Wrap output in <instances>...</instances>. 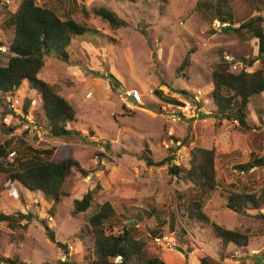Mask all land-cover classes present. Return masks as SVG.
<instances>
[{
    "label": "rangeland",
    "instance_id": "rangeland-1",
    "mask_svg": "<svg viewBox=\"0 0 264 264\" xmlns=\"http://www.w3.org/2000/svg\"><path fill=\"white\" fill-rule=\"evenodd\" d=\"M74 1L77 3L75 7L70 6L73 0H48L46 6L62 19L71 16L99 31L101 36L94 37L97 44L82 38L74 40L68 49L70 62L47 56L38 78L56 85L60 95L72 105L77 120L68 129L79 134L69 138H50L42 120L35 116L37 112L43 114L42 97L25 84L20 91L0 99V145L12 139L13 151L18 152L19 141L24 137L23 140L33 148H54L53 160L76 159L88 171V177L83 178L75 170V175L64 188L68 197L57 204L55 215H52L53 202L19 184H9L0 173V214L18 219L12 228L8 222H0V257L5 259L0 260V264H8V259L17 264H85L86 256L92 255V240L88 238L85 243H74L73 237L78 235L96 208L105 202L111 203L119 215L127 218V223L135 222L129 217L131 215L142 217L149 228L158 224L157 215L166 222L161 230L164 242L168 243L159 244L156 239L148 243L149 251L160 256L166 264H199L202 255L209 256L216 263L222 262L221 242L213 236L209 225L191 222L185 235L182 222L178 220L175 232L169 231L171 215L180 218L182 213L177 190L188 186L172 178L167 166L147 167L139 155L148 145L155 161L175 154L176 164L187 165L189 151L194 146L215 149L220 187L228 188L231 184L263 187L264 168L252 169L242 175L236 166L264 154V93L252 97L247 106L249 130L240 129L239 123L234 121L225 120L219 125L212 116L216 107L211 95L215 66L222 58L227 62L257 58V41L224 33V27L230 23L219 22L221 26L218 28L215 22L212 25L204 22L198 13L193 12L198 0H138L136 4L117 0ZM230 1V9L228 5L223 7V17L232 22L234 28L251 18L264 17V8L261 12L256 9L264 0ZM19 3L20 0H0L2 65L7 60L4 53L11 37V31L6 32L2 26L4 14L6 11L15 12ZM101 7L114 12L126 25L113 30L93 14L94 8ZM191 49L196 51L191 55L192 66L186 78L178 70ZM260 66L261 61L248 72ZM229 70L232 73L231 68ZM110 74L119 83L118 88L115 82L108 84L111 79L102 78ZM157 89L180 101L198 97L203 116L189 117L193 114L190 113L187 119L193 120L172 122L170 114L175 113V106L157 99L153 94ZM128 90L140 91L141 103L133 104L124 99L123 93ZM9 99L15 102L18 112L11 109ZM27 101L29 115L26 116L22 110ZM240 106L241 103L237 102L233 111ZM6 117H11L9 125L4 121ZM189 127L194 142L186 147L183 143ZM107 142L110 149L106 154ZM99 154L107 155L111 160ZM226 155L229 157L224 158ZM97 185L101 188L94 196L92 207L73 218L74 200L82 199ZM128 200L133 201L132 206L128 205ZM224 204L223 195L217 193L205 207V213L212 221L229 229L259 234L251 239L249 250L255 249L260 255L264 245V220L259 213L264 215V209L236 214ZM152 211L155 215L149 217L147 214ZM22 215H31L32 218L20 220ZM45 224L68 250L48 240ZM110 224H106L109 232H122L124 225ZM23 225L27 228L24 229ZM172 242L175 245L167 246ZM232 249L229 246L227 252ZM224 255H227L226 251ZM254 260L253 257L248 262L254 264Z\"/></svg>",
    "mask_w": 264,
    "mask_h": 264
},
{
    "label": "trees",
    "instance_id": "trees-1",
    "mask_svg": "<svg viewBox=\"0 0 264 264\" xmlns=\"http://www.w3.org/2000/svg\"><path fill=\"white\" fill-rule=\"evenodd\" d=\"M65 2V0H63ZM136 4L138 0H117ZM48 0H20L19 7L15 12L6 11L2 26L6 32L11 31L9 47L4 53L6 63L0 64V96L7 98L9 94L23 89L28 84L30 89L37 92L42 97L43 114L37 112L35 116L42 120L43 128L47 135L53 139L69 138L77 135L76 131L68 129V126L76 122V111L72 105L60 95L59 88L56 85L46 83L38 78V75L46 65V57L54 56L60 61L70 62L68 49L76 39L82 38L89 43L97 44L95 36L99 31L93 30L83 22L67 17L62 19L55 11L46 5ZM232 1L216 0L215 3L210 0H198L193 12L198 13L201 18L209 25L215 20L230 23L225 27L223 32L226 34H236L240 38L256 40L258 45V57L255 59H241L245 66H253L258 59L261 61L260 68L254 72L241 71L238 74L230 72L232 62H227L224 58L215 66L212 71V102L216 109L213 118L218 121L219 125L223 121H237L240 129L249 130L250 125L247 122L248 104L254 96L264 93V17H254L234 28L233 23L223 17V7L230 9ZM77 3L73 0V6ZM83 8V7H82ZM264 8L262 5L256 6L261 12ZM86 14V9L83 10ZM93 14L107 23L113 30H119L126 24L114 12L106 8H94ZM81 40V39H80ZM196 49L186 56L181 64L178 73L183 72L186 78L192 66L191 55ZM0 55H2L0 53ZM238 62L237 60L234 61ZM96 76H100L96 74ZM104 79H111L110 83L116 81L115 77L110 74L103 75ZM154 96L160 101L183 107L184 102L174 97L164 94L157 89L153 92ZM237 102L241 106L237 111H233ZM134 104H137L134 102ZM23 113L29 115V101L24 104ZM179 116L184 121L187 119L183 114ZM200 116L203 114L200 113ZM211 116V115H210ZM188 128V136L184 140V146L189 147L194 142V135ZM27 135V132H25ZM24 139V137H23ZM23 139H20L16 152L17 157L13 162H7L8 155L13 151L12 139L0 145V173L5 176L11 185L19 184L25 190L32 193H40L49 202H53L51 214L55 215L57 204L63 198L68 197V192L64 191L66 183L78 171L83 178L88 177V171L83 169L80 163L72 158L54 159L55 149H36L28 145ZM106 154L110 149V143H106ZM175 150V151H174ZM176 152V149H171ZM235 154H239L236 152ZM100 157L108 158L107 155L99 154ZM228 158L229 156H223ZM141 161L149 168H162L167 166L168 174L176 179L179 183L186 184L188 187L183 190H177V199L180 202L179 207L182 213L180 218L175 214L171 215L169 222V231L175 232L178 220L182 222L183 234H188L187 228L191 222L209 225L213 236L220 240L222 260L231 256V253L241 250L243 253L249 251V243L253 237L259 234H250L248 232L229 229L223 225L212 221L205 213V207L214 198L217 193L223 195L225 200L224 207L241 214L243 211H261L264 209V186L260 188H251L248 185L242 187L231 184L228 188L220 187L217 179L216 160L217 154L215 149H207L201 146H194L189 151L188 164H176V155L168 156L164 159L155 161L153 153L148 145H145L139 155ZM4 160V162H3ZM264 168V154L261 157H254L246 164H239L236 169L241 170L244 175L252 169ZM100 186L96 189L89 190L82 199L73 202V218L79 214L87 212L93 204L94 196L100 191ZM132 206L133 201H127ZM184 211V212H183ZM149 217L155 215V212L147 214ZM32 218L31 215L27 216ZM25 215L20 216V220H26ZM130 218L135 220L134 223H127L123 215H119L111 203L105 202L99 205L95 212L90 216L81 231L73 237L74 243H85L88 238L92 240V255L86 256L85 264H166L164 260L149 251L148 243L163 237V228L165 221L157 215L158 224L149 228L148 222L142 217L131 215ZM259 217L264 220V215L259 213ZM18 220V219H17ZM13 215L0 214V222H8L12 228L18 222ZM30 220V219H29ZM160 221V227H158ZM119 223L124 225L122 232L114 234L109 232L106 224ZM140 223V225H139ZM23 228L27 227L23 225ZM48 240L59 247H64L58 242L55 233L45 224ZM264 235V234H263ZM233 249L227 252L228 247ZM68 250V247L65 246ZM225 251L227 255L225 256ZM263 256V255H262ZM262 256L255 258L256 264H260ZM120 258L121 262L116 263ZM253 257H249L251 259ZM0 260H5L0 257ZM8 264H17L13 259L6 260ZM223 262V261H222ZM216 263L209 256L202 255L199 258V264H223ZM69 264V263H63ZM78 264V263H71Z\"/></svg>",
    "mask_w": 264,
    "mask_h": 264
},
{
    "label": "built area",
    "instance_id": "built-area-1",
    "mask_svg": "<svg viewBox=\"0 0 264 264\" xmlns=\"http://www.w3.org/2000/svg\"><path fill=\"white\" fill-rule=\"evenodd\" d=\"M216 23V27L220 28L221 24L219 23L220 21L218 20H215L214 21ZM227 27H228V24H227ZM225 28V27H224ZM2 50V49H1ZM229 60V59H228ZM235 60H231L229 62H232L233 64L231 65V70H232V73H240L241 71H246L248 72L251 68L258 66V64H260V61L257 60L253 66H245L243 62L241 61H238V62H235ZM254 72V71H252ZM8 98H11V97H8ZM123 98L124 99H127V100H130L132 103L136 102V103H141V99H142V95H141V92L138 91V90H128V91H125L123 93ZM9 102L11 103L10 107L11 109H13L15 112H18L19 111V108L15 105V102H13L11 99H9ZM184 102V106L183 107H175V113H171L170 114V117L171 118V121L174 122V123H180V122H185L183 119H181V117L179 116V113L183 114L186 118H188L187 115H189L190 113H193V114H190L189 117H193V116H197L198 114L200 115V112L202 109L200 107V104L201 102H199V98H195V100H191V101H183ZM23 112V110H22ZM198 115V116H199ZM12 117V116H11ZM11 117L10 118H4V121L5 123H7L8 125L10 124L11 122ZM234 122H237V121H234ZM262 129L264 130V124L262 126ZM17 157L16 155V152L13 151L11 152L8 157H7V162H13V160ZM4 162V160H3ZM52 219V218H51ZM50 219V220H51ZM165 238H158L156 239V242H158L159 244L161 243H168V242H164ZM173 245H175V242H172L170 244H167V246H170L172 247ZM259 254V251L253 249V250H249L247 253H243L241 250H237L233 253H231V256L228 257V258H225L223 260V264H250L248 261H250L249 257H257L259 258L260 256H262V259H261V262L260 264H264V245H263V248L261 250V254ZM121 262V259L118 258L116 260V263H120ZM256 262L254 261V264Z\"/></svg>",
    "mask_w": 264,
    "mask_h": 264
},
{
    "label": "crops",
    "instance_id": "crops-1",
    "mask_svg": "<svg viewBox=\"0 0 264 264\" xmlns=\"http://www.w3.org/2000/svg\"><path fill=\"white\" fill-rule=\"evenodd\" d=\"M110 83V81L108 82V84ZM115 84H118L119 85V83L118 82H115ZM118 88V87H117ZM120 89H123V87L122 86H120ZM134 104V103H133ZM173 106V105H172Z\"/></svg>",
    "mask_w": 264,
    "mask_h": 264
},
{
    "label": "water",
    "instance_id": "water-1",
    "mask_svg": "<svg viewBox=\"0 0 264 264\" xmlns=\"http://www.w3.org/2000/svg\"><path fill=\"white\" fill-rule=\"evenodd\" d=\"M116 87H119V85L118 84H116ZM243 214H245L246 212L245 211H243L242 212ZM64 249H65V247H64ZM67 253V252H66Z\"/></svg>",
    "mask_w": 264,
    "mask_h": 264
},
{
    "label": "flooded vegetation",
    "instance_id": "flooded-vegetation-1",
    "mask_svg": "<svg viewBox=\"0 0 264 264\" xmlns=\"http://www.w3.org/2000/svg\"><path fill=\"white\" fill-rule=\"evenodd\" d=\"M64 250H65V249H64ZM67 253H68V252H67ZM67 253H66V254H67Z\"/></svg>",
    "mask_w": 264,
    "mask_h": 264
}]
</instances>
